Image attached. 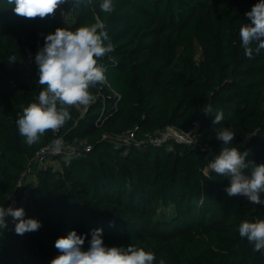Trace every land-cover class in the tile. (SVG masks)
<instances>
[{
	"label": "trees",
	"instance_id": "trees-1",
	"mask_svg": "<svg viewBox=\"0 0 264 264\" xmlns=\"http://www.w3.org/2000/svg\"><path fill=\"white\" fill-rule=\"evenodd\" d=\"M102 2L65 4L54 16L29 20L0 0V206L54 137L91 145L70 165L58 157L59 166L41 168L22 206L41 227L18 235L12 221L0 230V264H50L60 255L58 238L74 230L86 237L87 250L95 229H102L105 246L142 247L155 255L154 264H264V250L238 232L245 220H264V203L229 197L230 179L208 167L224 147L215 129L225 127L235 133L232 146L264 163V50L249 59L239 36L259 0H112L111 13ZM97 20L113 45L99 61L110 86L91 89L95 100L86 111L71 108L58 132L27 146L16 120L45 87L35 64L44 37ZM13 55L17 61L9 64ZM209 105L211 114L203 111ZM220 111L224 118L213 125ZM196 121L194 144L117 145L104 138L135 126L191 131Z\"/></svg>",
	"mask_w": 264,
	"mask_h": 264
},
{
	"label": "clouds",
	"instance_id": "clouds-1",
	"mask_svg": "<svg viewBox=\"0 0 264 264\" xmlns=\"http://www.w3.org/2000/svg\"><path fill=\"white\" fill-rule=\"evenodd\" d=\"M7 3L15 5L13 11L17 16L31 20L54 16L61 5L79 8L86 0H7ZM100 9L111 13L114 10L112 0H103ZM245 15L250 23L241 25L239 36L245 55L251 59L254 52L259 54L264 50V0H259ZM112 51L111 38L99 20L75 30L57 28L44 37V45L35 55V64L38 66V83L45 87L39 92L36 102L25 107L16 120L19 134L27 146L38 144L47 132H58L72 118L71 108H86L94 102L91 89L106 80V69L99 61ZM16 61L15 55L9 57V64ZM203 111L211 114L212 107L209 105ZM223 118V112H217L213 125L220 124ZM215 134L224 147L208 167L211 172L230 179V185L225 188L227 195L243 196L253 204L264 203L260 198V193L264 192V163L256 165L248 159L249 150L241 151L239 147L232 146L235 133L229 128L215 129ZM64 151V142L60 138L49 146L52 155ZM71 158L66 153L65 163L70 165ZM246 170H250L251 174H246ZM25 215L23 207L0 206V230L8 227L7 217L12 218L18 235L39 230L41 223L25 218ZM238 232L240 237L254 245L255 251L264 250V220H245L239 225ZM85 239L74 230L58 238L55 248L60 255L53 258L50 264H154L155 255L142 247L131 244L105 246L102 229L91 232L87 250L82 247Z\"/></svg>",
	"mask_w": 264,
	"mask_h": 264
},
{
	"label": "built area",
	"instance_id": "built-area-1",
	"mask_svg": "<svg viewBox=\"0 0 264 264\" xmlns=\"http://www.w3.org/2000/svg\"><path fill=\"white\" fill-rule=\"evenodd\" d=\"M105 83L106 85L110 86L107 77ZM102 87L103 86L101 85L100 89H102ZM115 94L120 96L118 92H115ZM89 106H87L84 111H86ZM194 125L195 128L191 131H187L185 129L169 124L165 127L156 129L154 132L142 131L139 126H135L132 129L117 134L116 136L104 134V138L114 140L117 145H141L144 142H149L153 145H161L164 143H170L172 141L194 144L197 142L196 134L198 133L199 122L196 121ZM57 138L63 140L65 151L58 155H52L49 152V146ZM85 143L86 142H81L79 145H77L67 140L64 136H56L50 142L44 144L30 159V161L28 162V166L20 173L19 178L16 182L15 190L9 195L5 207H8L9 205H11L12 207H22L23 205H25L29 191L36 182L37 174L41 170V168L43 166H46L47 164L56 166L55 160L57 161L58 157H65L66 153L70 154L71 156H80L84 154V152L91 149V145ZM170 148L172 149V147ZM35 169L37 171H35ZM35 172L37 174H35ZM30 176H36V178H34L32 182H29L31 181L28 180ZM6 220L8 221V224L12 222L11 217H7Z\"/></svg>",
	"mask_w": 264,
	"mask_h": 264
},
{
	"label": "rangeland",
	"instance_id": "rangeland-1",
	"mask_svg": "<svg viewBox=\"0 0 264 264\" xmlns=\"http://www.w3.org/2000/svg\"><path fill=\"white\" fill-rule=\"evenodd\" d=\"M201 56H202V55H201V48L197 46V55H196V57H197V58H201ZM78 107H79V109H80L82 112H83L84 109H85V107H83V106H78ZM55 164H56L57 166H59V161H58V160H57V161L55 160ZM34 178H36V176H35ZM34 178H33V179H34Z\"/></svg>",
	"mask_w": 264,
	"mask_h": 264
},
{
	"label": "crops",
	"instance_id": "crops-1",
	"mask_svg": "<svg viewBox=\"0 0 264 264\" xmlns=\"http://www.w3.org/2000/svg\"><path fill=\"white\" fill-rule=\"evenodd\" d=\"M77 107H78V106H77ZM78 108H79V107H78ZM35 171H37V170L35 169ZM35 174H37V173L35 172ZM33 178H34L33 176H30L28 180H31V181H29V182H32V180H34Z\"/></svg>",
	"mask_w": 264,
	"mask_h": 264
}]
</instances>
